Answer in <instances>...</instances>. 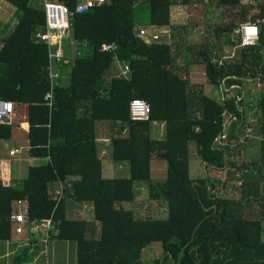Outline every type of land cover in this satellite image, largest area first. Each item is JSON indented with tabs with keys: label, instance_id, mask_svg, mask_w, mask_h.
<instances>
[{
	"label": "trees",
	"instance_id": "obj_1",
	"mask_svg": "<svg viewBox=\"0 0 264 264\" xmlns=\"http://www.w3.org/2000/svg\"><path fill=\"white\" fill-rule=\"evenodd\" d=\"M5 1L15 7L18 26L0 29V99L14 108L27 105L28 154L50 161L30 166L17 186L0 180V241L14 233V201L27 199L29 222L51 219L49 242L74 243L77 264H146L142 253L154 241L162 248L154 264H264V18L258 42L237 46L222 64L214 60L241 42L235 32L241 20L264 16V0L257 9L249 1L208 0L206 12L213 7L235 12L222 22L207 17L209 30L198 41L181 37L190 25H174L170 10L197 0H103L77 13L79 0H58L73 12L71 36L77 51L86 54L71 60L72 47L63 42V58L53 67L69 64V79L62 84L57 78L51 105L43 100L50 84L48 46L36 38L44 30L45 11L31 0ZM145 26L170 27L172 42H147L137 31ZM113 40L115 50L100 51L101 42ZM115 53L131 63L128 74L117 72ZM195 65L204 68L207 85L191 84ZM135 95L149 102V120L131 118ZM252 107L259 113L254 123L246 116ZM101 119L111 122L112 158L129 162L127 176L103 175L95 132ZM154 120L165 123L162 139L151 136ZM251 124L253 138L244 136V125ZM10 137L11 125L1 124L0 140ZM253 141L257 153L243 156ZM192 154L229 174L191 176ZM154 156L166 162L162 180L152 177ZM70 178L77 180L58 198L55 184ZM137 181L148 184L151 197L167 202L166 216H139L124 205L136 198ZM84 202L93 205L94 221L68 218L71 205ZM38 252L33 246L22 249L12 264L32 263Z\"/></svg>",
	"mask_w": 264,
	"mask_h": 264
},
{
	"label": "crops",
	"instance_id": "obj_2",
	"mask_svg": "<svg viewBox=\"0 0 264 264\" xmlns=\"http://www.w3.org/2000/svg\"><path fill=\"white\" fill-rule=\"evenodd\" d=\"M83 2L84 0H79ZM245 2V0H242ZM43 0H31V5L34 7H42ZM176 7V6H175ZM178 8H181L178 6ZM172 10V9H170ZM181 10L177 9L176 11ZM172 16V11H171ZM15 17V7L5 0H0V29L7 24H11V27H14L15 22L17 20H13ZM148 31H156L163 32L168 29V27H156V26H147L145 27ZM158 28H161V30ZM164 40L167 43H171L172 39L168 38L166 34H164ZM72 53L70 55V59L72 60L75 56H82L85 51L78 52L76 46L73 45ZM234 46H227L225 52H230ZM2 48V40L0 39V49ZM86 54V53H85ZM69 59V57H68ZM69 61V60H68ZM201 66V65H200ZM203 68V67H202ZM59 72V81L62 84H67L69 79V70L70 65L67 64L62 70H58ZM204 69V68H203ZM193 68H191V72L193 74ZM205 72V71H204ZM110 73V72H109ZM106 71L103 77L106 79ZM57 82V81H56ZM44 100V99H43ZM45 101V100H44ZM83 107L80 106L78 109V114H83ZM11 137L8 140H0V180L3 185H14L17 186L21 184V181H24L28 176V168L33 165H38L43 163L44 161H50V156L46 157L45 160H40L35 157H31L28 154L29 150V141H28V130L29 125L27 122V105L25 103L17 104L14 110V116L12 118L11 124ZM151 127V136L155 139H162L165 136V123L164 121L154 120L150 124ZM96 132V142H97V154L98 158L102 163V172L104 176H127L130 173V165L127 160L124 161H115L112 158V150L113 144L111 141H108L111 137V122L108 119H101L100 122H97L95 125ZM7 143H11V147L7 150ZM18 149V152H14L13 155H10L11 150ZM156 156L152 159V173L157 170L161 164L156 161ZM162 160V159H160ZM154 161L155 164H154ZM164 161V160H162ZM77 180V178H70L67 182H59L55 184V189L59 185H63L66 189L71 188L73 183ZM148 184L143 181H137L135 183L136 188V198L133 201L142 200L145 191L148 189ZM130 201V202H133ZM15 202L13 204L14 212H17V206H15ZM129 202L128 206L133 207ZM28 204V201H27ZM124 205L127 207L126 202ZM68 218L72 219H81L86 222L94 221L93 214V205L90 202H84V204L74 206L71 205V208L68 210ZM12 237L9 241H0V264H12L13 257L15 254L19 253L22 249L30 248L31 246L39 248V252L36 256L37 260L32 263L27 264H42V260L46 259V251H48V259L50 260L49 264H77V249L76 245L71 242H63L59 240H51L48 244V248H46L43 244V236H39L38 234H34L31 231L27 230L23 235H17L12 231ZM100 234V224L98 222L94 223V237H99ZM32 240L38 242L33 244ZM41 240L43 242H40ZM31 243V244H30ZM45 247V249H44Z\"/></svg>",
	"mask_w": 264,
	"mask_h": 264
},
{
	"label": "built area",
	"instance_id": "obj_3",
	"mask_svg": "<svg viewBox=\"0 0 264 264\" xmlns=\"http://www.w3.org/2000/svg\"><path fill=\"white\" fill-rule=\"evenodd\" d=\"M101 1L103 0H84L83 2H80L75 6L74 13L82 12L90 7L99 5L101 4ZM249 2H252V0H250ZM42 7L46 14L45 26L44 30L36 35V38L37 40H40L48 46L50 58V84L49 89L43 95V99L47 101L49 105H51L53 97V87L57 81V78L59 77V72L53 67V64L63 58V42L65 40H68L70 46L75 45V41L71 36L69 22L70 16L73 12L63 2L61 3L58 0H43ZM262 18H264V16H258L252 20H241L239 26L235 29V32H239L241 34V42L235 44L230 52H225L217 58H214V60H218L217 62L222 64L226 59L231 58L235 54L237 46L258 42L260 36V23ZM14 26L17 27L18 22H15ZM137 31L140 36H143L146 39L147 42L162 41L164 40V34H166L168 38H171L172 35L170 27H168V29L164 30L162 33L156 31H148L145 27H140L137 29ZM117 46L118 45L115 40L103 41L100 44V51L115 50ZM114 55L116 57V60L118 61L120 69L117 72L128 74L132 69L131 63L129 61H121L117 53H115ZM149 108V102L140 95H135L130 100V114L132 119L149 120ZM14 110V103L12 101L0 99V125L11 124L12 118L14 116ZM232 118H235V116L232 115L231 119ZM226 135L227 132L221 133L218 136L219 141H221L222 138H225ZM248 135H250L249 130L244 133V136ZM18 151V149L11 150L10 155H13L14 152ZM55 191L57 196H59L58 198L60 199L64 198L66 195V188L62 184L59 185L55 189ZM15 206H17L18 211L14 212L11 216L14 233L17 235H23L27 230H29L34 234H40L39 236H43L45 247L48 248L49 233L50 230L53 229L52 220L48 219L43 221L29 222L27 218V199L17 200V202H15Z\"/></svg>",
	"mask_w": 264,
	"mask_h": 264
},
{
	"label": "rangeland",
	"instance_id": "obj_4",
	"mask_svg": "<svg viewBox=\"0 0 264 264\" xmlns=\"http://www.w3.org/2000/svg\"><path fill=\"white\" fill-rule=\"evenodd\" d=\"M250 0H245V2ZM263 0H252L253 8H258V2ZM208 3V0H197L193 2H185L181 4H172L171 11H172V23L174 25H182L189 23L190 27L188 31L181 34V37H185L190 41H198L201 40L202 37L205 35L206 32H208V25L205 24V19L213 18V22H222L223 19L226 17L228 18L229 15H231V11L235 12L231 8H224V7H213L211 10L206 12V4ZM176 6V7H175ZM181 7V8H178ZM177 9H181L176 11ZM219 13V14H218ZM228 15V16H227ZM239 19V18H238ZM1 25V24H0ZM146 27V26H145ZM161 30V28H158V30ZM167 29V28H166ZM177 34V32H175ZM193 74L190 76V82L193 86H198L202 83H205L207 85V76L204 72V69L200 65H195L192 67ZM247 85V84H246ZM252 94H250L249 98L254 99L257 95V91L254 88L253 84H249ZM264 87V84H263ZM252 88V89H251ZM219 90V89H218ZM259 115L258 111L252 107L248 110V115L252 122L254 123L257 116ZM244 133L249 130L250 135H248L249 138H253V134L255 132L252 130V124L251 125H244ZM252 136V137H251ZM257 138V137H256ZM255 138V139H256ZM256 141H253L249 144V149L245 153L243 152L242 155L245 157H250L253 153H257V143ZM7 150L11 147V143H7ZM194 146H192V150H194ZM245 154V155H244ZM158 164L160 163L161 166L158 167L157 170L153 171L152 177L154 180H162L163 177L166 174V162L160 160L157 156L155 157ZM154 161V164L155 162ZM189 168H190V175L191 176H201L204 175L206 172L210 174L212 178H218V177H224L227 173L229 174L227 168L223 167L219 169L218 167H206L205 164L201 161V158L196 157L195 155H191L189 160ZM130 201H126V204L128 206ZM130 204H133V208L136 211V214L139 216H166L167 215V202L162 199L153 198L149 195V190L147 189L144 193L143 199L138 201L130 202ZM130 207V206H128ZM144 249L142 256L143 260L146 264H154L153 259L156 258L158 255L162 253L161 243L159 241H154L150 247ZM50 263V260H48ZM42 264H47L46 259L44 258L42 260Z\"/></svg>",
	"mask_w": 264,
	"mask_h": 264
}]
</instances>
